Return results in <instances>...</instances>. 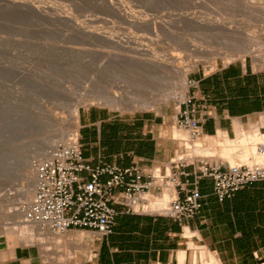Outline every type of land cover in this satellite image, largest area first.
<instances>
[{
	"label": "rangeland",
	"instance_id": "1",
	"mask_svg": "<svg viewBox=\"0 0 264 264\" xmlns=\"http://www.w3.org/2000/svg\"><path fill=\"white\" fill-rule=\"evenodd\" d=\"M17 1L38 7L41 14L24 4L12 5L0 0V205L6 211L14 212L26 201L18 196L26 183L17 174L22 169L34 177V163L42 157L34 155V148L53 134L58 137L59 131L65 132V139L77 136V122L71 112L76 98L92 96L91 100H83L78 105V111L89 105H105L121 112L154 110L165 105L171 112L177 101L188 94L195 71L207 73L241 55L254 57L255 52L244 55L235 52L239 44L249 39L259 47L256 55L264 52V5L250 0L249 5L241 0H120L125 15L132 16H127L129 19L112 13L99 0ZM58 16L69 17V20H60ZM133 17H146L155 23L154 30L135 24ZM217 20L224 26L239 29V36L227 37L223 28L208 29L211 22ZM78 24L84 30H96L104 35H86L77 30ZM149 50L157 53L158 58L171 56L169 52L200 58L194 67H186L185 92L180 89L178 72H168L171 77L168 79L160 70L157 72L143 63V59L153 57ZM180 59L176 58V63L184 64ZM168 91L175 98L154 104H119L116 97L130 102L155 101L168 98ZM181 130L185 135L183 148L175 157L186 154L185 158L191 161V157L202 155L227 159L230 164L264 163V156L253 160V155L260 154L258 140L251 141L246 148L232 141V146L226 150L218 141L217 147H205L199 139L189 142L187 132ZM184 145L188 149H184ZM26 158L28 163L23 164ZM3 173L7 174L4 179ZM165 188L162 187V195ZM144 195L151 201L162 198L155 193ZM13 220L0 218V224L10 226ZM17 234L16 229L0 233V264H68L69 261L73 264L85 248L82 234L75 228L61 233L65 235L63 238L45 235L38 240L34 236L26 243L19 241ZM193 254L195 260L181 264H209L211 260L219 264L202 247L196 246ZM254 264H264V258H258Z\"/></svg>",
	"mask_w": 264,
	"mask_h": 264
},
{
	"label": "crops",
	"instance_id": "2",
	"mask_svg": "<svg viewBox=\"0 0 264 264\" xmlns=\"http://www.w3.org/2000/svg\"><path fill=\"white\" fill-rule=\"evenodd\" d=\"M250 1L264 5V0ZM191 76L197 83L188 95H192V115L201 131L197 139L203 146L217 147L219 142L227 150L243 134L255 129L264 133L263 60L245 55ZM77 118V140L92 165L163 168L183 148L185 135L177 125L176 108L168 112L160 105L154 110L121 112L89 105L79 109ZM205 160L222 169L230 164L221 158ZM199 165L196 158L187 168ZM198 186L202 194L199 211L183 222L125 212L113 204L119 213L109 234L76 229L85 248L73 264H181L192 259L196 246L211 253L219 264H254L264 258V180L247 184L222 201L213 195L209 177L201 178Z\"/></svg>",
	"mask_w": 264,
	"mask_h": 264
},
{
	"label": "built area",
	"instance_id": "3",
	"mask_svg": "<svg viewBox=\"0 0 264 264\" xmlns=\"http://www.w3.org/2000/svg\"><path fill=\"white\" fill-rule=\"evenodd\" d=\"M192 79L189 86L195 87ZM192 95L177 101V125L193 142L200 135V126L193 117ZM184 149H188L184 145ZM186 154L172 157L160 168L138 165L119 167L110 163L92 165L82 155L77 136L50 147L46 156L34 163L35 183L30 200L19 206L23 220L48 233H64L71 228H87L99 235L112 230L119 213L113 204L130 213H151L186 221L196 215L201 206L199 180L211 179L212 193L218 201L230 197L236 190L254 181L264 180V163L228 164L226 169L210 164L206 156L198 155L200 165L193 167L194 158ZM86 175H81V173ZM105 176V179L102 177ZM171 184L174 195L159 211L142 209V193L161 195L162 187Z\"/></svg>",
	"mask_w": 264,
	"mask_h": 264
},
{
	"label": "bare ground",
	"instance_id": "4",
	"mask_svg": "<svg viewBox=\"0 0 264 264\" xmlns=\"http://www.w3.org/2000/svg\"><path fill=\"white\" fill-rule=\"evenodd\" d=\"M5 2V3H8V4H24V5H26V6H28V7H30V8H32V10H34L35 12H38V14L41 12V10H39L38 9V7L37 8H35L34 6H32V5H30L29 3H22V2H19V1H17V0H1V2ZM21 1V0H20ZM26 1V0H25ZM102 4H104L108 9H109V11H111L112 13H114V14H116L117 16H119L120 18H122V19H127L129 16H131V15H125V11H124V9H123V7H120L121 6V2H120V0H118V1H114V0H99ZM122 1V0H121ZM242 2H243V4H245V5H249V3H248V0H241ZM123 3V2H122ZM7 4V5H8ZM99 4V3H98ZM251 6H253V4L251 5ZM127 8V7H126ZM254 8V7H253ZM252 8V9H253ZM260 8V7H259ZM59 9V8H58ZM122 10L124 11V14L122 13ZM126 10V9H125ZM56 12V11H55ZM61 12V11H60ZM70 12V11H69ZM129 12V11H128ZM127 13V12H126ZM130 13V12H129ZM41 14V13H40ZM133 14V13H132ZM187 14V13H186ZM134 15V14H133ZM111 16V15H110ZM128 16V17H127ZM132 17V16H131ZM135 17V16H134ZM133 17V18H134ZM173 17V16H172ZM58 19H67V20H69V17H60V16H58L57 17ZM130 18V17H129ZM128 18V19H129ZM138 18V17H137ZM137 18H134V23L135 22H137V23H140V24H144L146 27H147V29L148 28H150V29H152V30H154V27H155V23L154 22H152V21H149V20H147V18L145 17V19H137ZM155 19V18H154ZM131 20V19H130ZM66 21V20H65ZM161 21V20H160ZM171 21V20H170ZM67 22V21H66ZM70 22V21H69ZM88 22V21H87ZM133 23V22H132ZM159 23V22H158ZM202 23V22H201ZM209 22H207V24H208ZM136 24V23H135ZM85 25V24H84ZM160 25V24H159ZM164 25H166V24H164ZM78 28H77V30L79 29L80 30V32H83L84 34H86V35H91V36H95V37H103V35L104 34H102L101 32H97L96 30L95 31H93V30H84L83 28H82V26L81 25H79L78 24ZM95 26V25H94ZM141 26V25H140ZM96 28V27H95ZM206 28V26H204V29ZM218 28V30H220V28H223L224 30H225V33H227V37H229L230 35H231V37L233 38V36L234 37H236V36H239L238 35V33L240 32V30L239 29H236L235 27H233V28H231V25H230V27L229 26H224L222 23H220V22H218V20L217 21H215V22H211V24H210V27L208 26V29H210V30H213V29H217ZM73 29V28H72ZM90 29V28H89ZM118 29V28H117ZM146 29V30H147ZM173 29V28H172ZM249 29V28H248ZM247 29V30H248ZM70 30V29H69ZM73 31V30H72ZM150 31V30H149ZM158 31V30H157ZM169 31V30H168ZM206 31V30H205ZM208 31V30H207ZM79 32V33H80ZM151 32V31H150ZM204 32V31H203ZM253 32V31H252ZM255 32V31H254ZM82 33V34H83ZM105 34H106V32H104ZM256 33V32H255ZM115 34V33H114ZM79 35V34H78ZM112 35H113V33H112ZM224 35V34H223ZM255 35V34H254ZM260 35V34H259ZM264 35V34H263ZM111 36V35H110ZM114 36V35H113ZM120 36H122V35H120ZM125 36V35H124ZM253 36V35H252ZM251 36V37H252ZM257 36V35H256ZM108 37H109V35H108ZM107 37V38H108ZM84 38V37H83ZM91 38V37H90ZM124 38V37H123ZM128 38V37H127ZM131 39V38H130ZM147 39V38H146ZM259 39V38H258ZM264 39V38H263ZM262 39V40H263ZM103 40V39H102ZM101 40V41H102ZM105 40V39H104ZM109 40V39H108ZM120 40V39H119ZM110 41V40H109ZM115 41V40H114ZM113 41V42H114ZM227 41V40H226ZM232 42V41H231ZM238 42L239 41H237V44H238ZM259 42V41H258ZM233 43H234V41H233ZM87 44V43H86ZM258 44V43H257ZM261 44V43H260ZM150 45H152V44H150ZM240 45V46H239ZM238 46L239 47H237V49H235L236 51V54H237V52H239L240 54H247V53H250V52H255V54H253L254 55V58H257L258 59V61L259 60H263L264 61V52L260 55V52H259V55H256V51L258 52V49H259V47L258 46H254L253 45V43H252V41L249 39V41H245V43L244 44H239ZM101 46V45H100ZM116 46V45H115ZM235 47V46H234ZM136 48V47H135ZM148 48V47H147ZM160 48V47H159ZM199 48V47H198ZM231 48V47H230ZM236 48V47H235ZM125 49V48H124ZM141 49V48H140ZM202 49V48H201ZM143 50V49H142ZM159 50V49H158ZM123 51V50H122ZM149 51H151V53L150 54H152V50H149ZM195 51H197V50H195ZM232 51V50H231ZM260 51H262V50H260ZM264 51V50H263ZM125 52V51H124ZM127 52V51H126ZM125 52V53H126ZM144 52V51H143ZM169 52V51H168ZM234 52V53H235ZM154 54H152V58H146V59H143L142 61H143V63L145 64V65H147V66H149L150 68H152V69H157L158 71L157 72H159V70L165 75L166 74V77L168 78V79H171V77H170V75L168 74V72H172V71H176V72H178L180 75V81H178V82H180V84H179V86H180V89L182 90V91H186V89H187V87H186V83H185V81H184V79H185V76H186V71H187V69H186V67H194L196 64H197V62L198 61H200V60H198V59H200V58H194L193 59V57L190 55V54H188V53H185L184 54V56L183 57H181V56H176L175 54H173V52H169V53H172L171 54V56H164L163 58L161 57V58H158L159 57V55H158V57L156 56L157 55V53H155V52H153ZM169 53H168V55H169ZM233 53V52H232ZM238 53V54H239ZM115 54V53H114ZM145 54V53H144ZM149 54V55H150ZM156 54V55H155ZM200 53H198V55H199ZM239 54V55H240ZM142 55V54H141ZM149 55H148V57H149ZM196 55V54H195ZM197 55V56H198ZM109 56V55H108ZM145 56H146V54H145ZM200 56V55H199ZM232 56H233V54H232ZM133 57V56H132ZM150 57H151V55H150ZM178 57H180L181 59H182V61H185V63L184 64H177L176 63V58H178ZM241 57H243L242 55H241ZM180 59V60H181ZM131 60V59H130ZM137 60V59H136ZM135 61V60H134ZM133 61V62H134ZM141 61V62H142ZM139 62H140V60H139ZM137 63V62H136ZM143 65V64H142ZM211 65V64H210ZM208 66V65H207ZM145 67V66H144ZM156 71V70H155ZM166 96L168 97V98H165V99H162V98H158V99H156L155 101H150V100H135L134 102H130L129 100H126V98H122L121 96H116L117 97V101H118V103L120 104V103H125V104H136V105H141L142 103H151V104H154V103H156V102H166V101H168L170 98H175V96L172 94V92L171 91H168V93L166 94ZM87 99H92V96L91 95H89V96H86V97H78V98H76L75 100H74V102L72 103V105H71V112H72V118H73V120L74 121H76L77 122V117H78V105L83 101V100H87ZM67 133V132H66ZM68 134V133H67ZM65 132H62V131H59V133H58V137H54V134H53V137L52 138H47V139H45L41 144H39L38 146H36L35 148H34V150H33V152H34V155H39V156H46V154H47V148L48 147H50V146H54V145H56L57 144V142L58 141H65V140H67L68 138H66L65 139ZM71 135V134H70ZM258 140V144H260V146H261V148H260V154L259 155H253L254 153H252V155H253V160H260V159H262L263 158V156H264V133H259L258 131H256L255 130V132L254 133H252V134H247V135H241V137L237 140V142L243 147V148H246L248 145H250V142L251 141H257ZM191 147V146H190ZM199 148H197V150H198ZM202 151H205V149H201ZM179 156V155H178ZM41 157V158H42ZM28 163V158H26L25 159V162L23 163V164H25V163ZM18 175V177L21 179V180H23L26 184L25 185H23L24 187H22L21 188V191H20V193H19V197L21 198H23L24 200H26V201H28V200H30L31 198H32V196H33V192H34V183H35V173H34V177L32 178V176H30L28 173H25L22 169L20 170V172L17 174ZM1 176H3V179L5 178V176H7V174H1ZM1 185V184H0ZM167 186V187H166ZM166 187V188H165ZM164 192H163V195L161 194V196H162V198L161 199H157V200H148L146 197H145V195L144 194H147V193H142L141 195H142V198L143 199H145V201L146 202H143L142 203V209L143 210H146V211H159V210H161L162 208H164V206L167 204V199L171 196V194L172 195H174V189H173V186L171 185V184H166L165 186H164ZM173 191V192H172ZM9 197V195L7 196V198ZM5 199V198H4ZM8 199H10V198H8ZM167 201V202H166ZM0 218H2V219H8V218H10V219H14L13 221H11L10 223H11V225L10 226H6V227H4V226H2L1 224H0V233H2V232H5V233H10V232H12V231H14L15 229L17 230V232H18V240L19 241H21V242H23V243H26V242H30V241H32V239H33V237L34 236H36L37 237V239L39 240L40 238H41V236H45V235H50L51 237H64L65 235L64 234H61V233H56V234H51V233H48V232H45V231H43V230H41L37 225H33V224H27V223H25L24 222V220H23V217H22V215H21V213H20V210L19 209H17L16 211H14V212H11V211H6V210H3V207H1V205H0ZM6 221V220H5ZM9 223V222H8ZM5 225V224H4ZM8 225V224H7ZM64 235V236H63ZM35 238V237H34ZM22 243V244H23ZM195 255L193 254V257H192V259L193 260H195ZM213 259V258H212ZM193 260H192V262H193ZM211 260V259H210ZM214 260V259H213ZM212 261V260H211ZM211 261H210V263L209 264H214L213 262H215V260L214 261H212V263H211ZM216 263H217V261H216ZM68 264H72V262H70L69 261V263Z\"/></svg>",
	"mask_w": 264,
	"mask_h": 264
}]
</instances>
